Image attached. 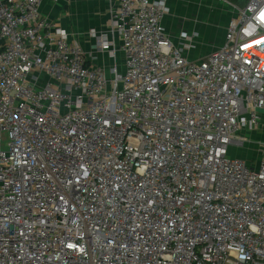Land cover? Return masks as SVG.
Masks as SVG:
<instances>
[{"label":"built area","instance_id":"obj_1","mask_svg":"<svg viewBox=\"0 0 264 264\" xmlns=\"http://www.w3.org/2000/svg\"><path fill=\"white\" fill-rule=\"evenodd\" d=\"M41 2L0 0V264H264V0L200 60L119 0L110 75Z\"/></svg>","mask_w":264,"mask_h":264},{"label":"crops","instance_id":"obj_2","mask_svg":"<svg viewBox=\"0 0 264 264\" xmlns=\"http://www.w3.org/2000/svg\"><path fill=\"white\" fill-rule=\"evenodd\" d=\"M247 2L248 0H167L168 11L162 23L175 44H187L191 40L194 47L185 50V55L190 59L200 60L223 44L227 24L233 17L235 8L244 6ZM40 7L45 16L67 32L70 42H77L82 46L90 64L105 66L109 75L115 64L120 71L124 70L123 54L120 51L114 60L100 48L101 37L104 35L115 41V46L121 44L119 35L111 31L112 12L118 9L119 0H42ZM218 11L222 13L219 17ZM249 137L254 142L264 140V115L260 128L250 132ZM257 142L247 143L242 150H255L260 159L264 153V143L262 145L259 143L261 141ZM234 153L245 158L240 150ZM247 160L252 165L259 162Z\"/></svg>","mask_w":264,"mask_h":264},{"label":"rangeland","instance_id":"obj_3","mask_svg":"<svg viewBox=\"0 0 264 264\" xmlns=\"http://www.w3.org/2000/svg\"><path fill=\"white\" fill-rule=\"evenodd\" d=\"M221 11H218L217 12V17H219V16H221ZM262 136V135H261ZM258 142L259 141H261V142H259L260 144H263L264 143V140H257ZM256 141V142H257ZM257 142V143H258ZM254 149V148H253ZM239 150H240V154H243V156L247 159H253V160H255V162H253V163H256V162H258V160H259V154L258 153H256L255 152V150H253V152H248V151H246V150H242V148H234V152H236V153H238L239 152ZM225 264H231L230 262H226Z\"/></svg>","mask_w":264,"mask_h":264}]
</instances>
